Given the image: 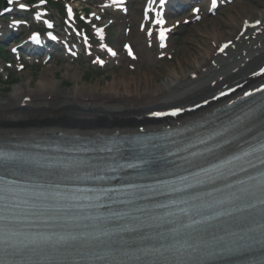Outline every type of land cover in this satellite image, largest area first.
Wrapping results in <instances>:
<instances>
[{
    "label": "bare ground",
    "instance_id": "1",
    "mask_svg": "<svg viewBox=\"0 0 264 264\" xmlns=\"http://www.w3.org/2000/svg\"><path fill=\"white\" fill-rule=\"evenodd\" d=\"M235 11L222 27L215 21L210 30L202 34L207 42L197 54L189 55L188 52L186 60H178L162 72L153 70L148 48L146 45L143 48L141 43L143 71L134 72L129 78L126 75L115 76L106 86L77 85L66 92L61 89L60 82L48 77L41 81L36 91L30 90V83L17 86L9 97L0 98V135L111 134L118 130L134 133L141 127L147 131L160 130L163 125L159 127L147 119L140 122L130 120L131 127L121 126V123L125 118L141 117L157 109H185L192 102L201 101L204 95L246 75L264 61V35L250 36L248 40L249 35L238 37L245 20L250 23L264 21V2L255 9L239 5ZM143 38L139 32L131 36L134 43ZM228 42H234L236 50L229 52L228 57L216 56L215 46ZM161 74L165 82L158 84ZM194 75L196 80L192 78ZM73 78L76 80V75ZM249 84L253 83H248L247 87ZM27 98L32 101L25 108L23 103ZM202 101L211 106L218 102ZM103 118L113 122L107 126L94 124Z\"/></svg>",
    "mask_w": 264,
    "mask_h": 264
},
{
    "label": "snow or ice",
    "instance_id": "2",
    "mask_svg": "<svg viewBox=\"0 0 264 264\" xmlns=\"http://www.w3.org/2000/svg\"><path fill=\"white\" fill-rule=\"evenodd\" d=\"M19 0H7L9 5L17 4ZM153 0H150V3ZM163 4L164 0H160ZM43 4L44 0H40ZM212 7L215 8L217 0H211ZM112 5L115 7L124 9V0H112ZM109 5H105L108 7ZM21 10H27L26 6L22 3L19 4ZM12 9H6L11 11ZM150 11V9H149ZM200 10L193 9L194 13H198ZM95 15V14H93ZM69 19L72 18V9L68 8ZM147 19V13L145 15ZM37 20L40 16L37 15ZM100 19V17H96ZM199 19V16H197ZM187 23V21H185ZM19 22L13 21V26H16ZM48 28H52L53 25L48 21H45ZM153 25H158V39L160 47H165V40L167 39V33L171 29L165 27V20L161 13L156 14V18L152 21ZM261 24L260 20H256L254 23L249 24L247 20L244 21L245 28H256ZM141 30H144V26H141ZM96 35L101 41L104 40V29L96 28ZM79 34V33H78ZM147 35L151 37L153 35L152 29L149 28ZM49 38L55 40L56 37L49 33ZM30 39L33 43H40V37L38 34H33ZM85 43H87V37H85ZM102 48L106 46L101 44ZM229 47L225 44L221 47L220 51L223 52L225 48ZM125 49L128 55L135 60L136 56L130 46L125 45ZM13 52L16 49L12 50ZM108 53L115 56L116 53L112 49H107ZM94 63L103 64L102 60L97 59ZM21 69L23 66H20ZM264 71V70H262ZM257 91L264 92V89H257ZM246 96L252 95V93H245ZM199 107V105H197ZM181 114V109H174L172 111H154L151 115L155 118L163 117H177ZM215 135H221L216 133ZM211 139V137H210ZM199 143H206L205 140H200ZM215 147H222L221 144H217ZM213 148L209 147L201 153H193V155H204L205 152H212ZM253 151H264V144H261L259 149H253ZM251 155V152H245L243 156L234 155L228 159L221 161L218 164H214L208 168H202L200 171L192 173L190 176L180 177V184L182 187L171 186L170 191L182 192L187 189L203 185L205 183L214 182L217 178L223 177L226 174L232 173V166L238 161H241L244 156ZM21 157L14 153H7L0 151V169H6L11 166L19 164ZM264 163V160L261 161ZM131 167V166H130ZM227 170V171H226ZM241 170H244L241 168ZM243 183V182H241ZM171 185H175L176 182H170ZM260 203L264 204V181L260 182ZM247 189H242V192H247ZM209 196L212 193H208ZM18 192L17 188L12 181H9L5 175H0V264H122L117 261L118 255L134 256L136 260L142 261L143 264H189L196 257H211L217 254H221L223 250L227 251H239V246L235 248L229 247L223 244V238H218L216 243L205 241L204 238L198 237L196 229L198 225L205 223L206 221H212L219 219L224 215H230L222 210H218L219 205H223L225 201L217 200L215 203H207L202 205L193 204L191 208H181L180 211L186 216L187 222L180 223L178 227L171 229L168 233H160L162 242L159 247L144 246L131 249L125 247L127 242H119L112 240L115 235L114 232L102 228L99 225L95 226V232L90 234H44L34 233L29 234L22 232L15 227L13 209L18 207L17 203ZM240 199V197H236ZM180 204H188L187 200H180ZM254 207V205H251ZM160 207L167 208L169 205L163 204ZM241 210V209H237ZM193 211L198 215L201 212H208V215L203 216L202 219L194 218ZM167 215H175L174 213H168ZM96 219H102L96 217ZM159 219L163 220V217ZM172 223L173 221H166ZM190 230V231H186ZM120 232L135 231L134 228L121 227ZM235 235V233H234ZM167 241V242H164Z\"/></svg>",
    "mask_w": 264,
    "mask_h": 264
},
{
    "label": "rangeland",
    "instance_id": "3",
    "mask_svg": "<svg viewBox=\"0 0 264 264\" xmlns=\"http://www.w3.org/2000/svg\"><path fill=\"white\" fill-rule=\"evenodd\" d=\"M264 0H251L249 3H243L246 7H252L253 4L256 5L259 2H262ZM239 6V4H236L235 7L223 12L222 15H220L217 19L213 20V21H208L203 25H200L196 28H191L188 30H185L183 33V48L182 51L179 55L176 56L175 60L170 62V63H163L160 66L155 67V69L157 71H164L167 68H170L173 64L176 63L177 60L180 61H184L186 60V54L189 52V55L192 54H197L200 50V47L203 46L206 42L207 39H205L203 37V33L207 32L210 30L211 26L217 22V24L222 27L224 25V22L228 19L229 15H233L235 14V9ZM136 7L134 6L133 9H135ZM135 12L133 11V14ZM216 21V22H215ZM65 66L61 65V64H52L51 66H49L48 68H39L38 73H36V78L35 79H31V76L29 73L26 74H21V75H14V81H18V84L14 85V86H3L2 84L0 85V98L5 99L7 97H9V95L14 91V89L24 83L29 82L31 84V90L34 91L35 89H37V87L40 85L41 81H43V79L45 78V74L46 72L50 71L51 75H49V79L52 81H55V79H63L66 74L67 71L70 73V75L75 73V70H77V74L78 78L80 75H82V78L84 76V73L86 71V68H80V69H76L75 66H72L71 69H74L71 72L70 70H65L64 69ZM155 70V71H156ZM62 73V74H61ZM89 75H91L90 72H88ZM120 73H116L114 76L119 75ZM113 75H111L109 73V75L102 76L100 74H96V73H92V77H90L91 79L89 80L88 83L85 82L84 79L80 80L78 82H75L74 80L71 82L72 84H69V81H67V85L68 88L66 91H70L74 88L77 87V84L79 86H82L84 84L86 85H97L99 84L100 86H106L111 80H113ZM161 80L158 79L157 83L161 84L163 82H165V77L161 74Z\"/></svg>",
    "mask_w": 264,
    "mask_h": 264
}]
</instances>
